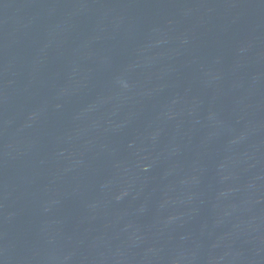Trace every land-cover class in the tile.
I'll return each mask as SVG.
<instances>
[{"label":"water","instance_id":"obj_1","mask_svg":"<svg viewBox=\"0 0 264 264\" xmlns=\"http://www.w3.org/2000/svg\"><path fill=\"white\" fill-rule=\"evenodd\" d=\"M0 264H264V0H0Z\"/></svg>","mask_w":264,"mask_h":264}]
</instances>
